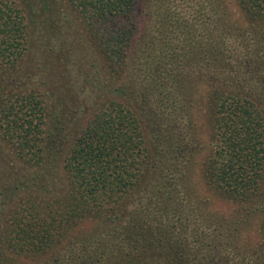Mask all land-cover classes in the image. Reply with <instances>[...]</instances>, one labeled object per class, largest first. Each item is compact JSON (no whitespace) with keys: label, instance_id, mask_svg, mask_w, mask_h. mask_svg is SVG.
Returning <instances> with one entry per match:
<instances>
[{"label":"trees","instance_id":"obj_1","mask_svg":"<svg viewBox=\"0 0 264 264\" xmlns=\"http://www.w3.org/2000/svg\"><path fill=\"white\" fill-rule=\"evenodd\" d=\"M0 148V264H264V0H0Z\"/></svg>","mask_w":264,"mask_h":264},{"label":"rangeland","instance_id":"obj_2","mask_svg":"<svg viewBox=\"0 0 264 264\" xmlns=\"http://www.w3.org/2000/svg\"><path fill=\"white\" fill-rule=\"evenodd\" d=\"M64 18L66 17L63 16L62 18L63 24L67 25L68 24L67 20ZM69 18H71L75 23L77 22V20H75L74 14H69V16H67V19ZM62 47L64 48V50L61 51L59 54L68 59L69 70H71L70 72L73 73L74 69L71 63L73 62V60L76 59V56H74V54L70 52H73L71 51V48L75 46H62ZM30 49L31 51L28 54V59L30 62H35L36 61L34 54L35 46H30ZM47 49L48 46L46 47L45 50ZM47 74L49 73L47 72ZM71 80H73L75 85L78 84L77 75L75 74L71 75L69 81ZM89 95L90 92L85 91V92H81L79 96L80 99H82L84 106L86 105L85 108H88L87 99L89 98ZM86 110H84V112ZM75 126H76L75 123L73 125H68L65 128V130H63V133L59 137V139L58 137L57 139L54 137L55 140H53L52 138L49 139V141H51L50 144L55 145V148H53V152L57 160L58 158L62 159V156L65 155L66 151L69 149L71 143L70 141L72 139L71 132L74 131ZM201 155L202 154L200 153L199 156ZM49 174L50 175L53 174V176L55 175V178L58 177L57 179H55V181L52 182V185L49 186L53 190H58L57 189L58 187L55 186H58L57 184H59L60 181L61 182L64 181L63 178L64 175L59 166L56 167V169H50V171L47 172L46 174V170L43 166L35 167L34 169L33 166H28L27 164H24L21 161L18 162V160L13 157L12 152H9L7 148L6 149L0 148V207L5 206L6 205L5 203H10L11 201H13L12 200L13 195H11L12 188L10 187L11 186L13 187V185H15L18 181H22L30 185L31 184L36 185L40 181H45L46 180L45 176L48 177ZM53 179L54 178H52V180ZM215 201L216 202H212L214 207L223 209V211H229L232 206V203L227 200L225 201L222 199H216ZM82 228L84 230H88V228H90V223L84 224Z\"/></svg>","mask_w":264,"mask_h":264}]
</instances>
